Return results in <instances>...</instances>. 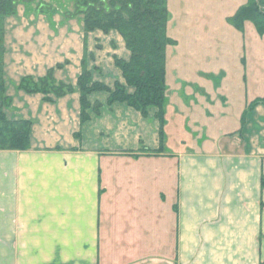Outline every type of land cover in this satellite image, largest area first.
Wrapping results in <instances>:
<instances>
[{"label":"crops","instance_id":"crops-1","mask_svg":"<svg viewBox=\"0 0 264 264\" xmlns=\"http://www.w3.org/2000/svg\"><path fill=\"white\" fill-rule=\"evenodd\" d=\"M84 47L93 80L124 83L114 57L129 52L117 32L85 35L81 17L64 12L5 19V113L31 122V144L0 150V264H264V102L236 113L218 104L220 123L245 111L244 122L203 127L211 132L196 147L182 94H168L160 129L156 109L108 105L106 92L88 96L81 122L77 91L47 102L18 89L50 69L75 87Z\"/></svg>","mask_w":264,"mask_h":264},{"label":"trees","instance_id":"trees-1","mask_svg":"<svg viewBox=\"0 0 264 264\" xmlns=\"http://www.w3.org/2000/svg\"><path fill=\"white\" fill-rule=\"evenodd\" d=\"M166 2L167 0H73L74 11L66 13V16H80L85 35L99 30L103 33L115 31L121 36L129 58L124 60L114 57V64L120 70L124 83L115 82L110 88L93 80L92 71L88 68V62L93 56L84 47L81 72L75 87L57 82L50 69L45 76L36 80L29 76L21 78L18 89L27 94H42L47 102L77 91L81 122L90 118L88 96L94 92H106L108 105L124 103L144 117L151 109H156L155 116L161 129L165 123L166 49L177 43L167 33L170 15ZM17 6L16 0H0V150H27L31 144V122L9 119L5 113L11 99L6 94L3 76L4 23L7 17L16 13ZM230 21L238 30L243 29L244 23H250L257 34L263 36L264 0H248L246 5L237 9ZM260 102H264V96L253 99L247 110L254 109ZM244 120L245 111L241 115V123Z\"/></svg>","mask_w":264,"mask_h":264},{"label":"rangeland","instance_id":"rangeland-1","mask_svg":"<svg viewBox=\"0 0 264 264\" xmlns=\"http://www.w3.org/2000/svg\"><path fill=\"white\" fill-rule=\"evenodd\" d=\"M16 1L19 11L64 12L65 16L74 11L73 0ZM247 2L248 0L166 2L170 15L167 33L177 42L175 46L166 49V101L168 102V94L184 96L185 104L179 99L185 118L189 120V125L185 124L184 128L189 137L193 136L192 141L196 147H200L211 132H206L203 127L210 125L211 129L218 126L212 134L224 128H239L241 115H236V120L231 115H225L230 123L218 121L224 118V115L219 114L218 104H226L227 108L234 106L233 113H236L242 108L247 110L254 95H264V35L259 36L250 23H244L243 29L238 30L230 21L237 9ZM186 107L188 110H185ZM214 122L218 124L215 126ZM193 128L197 130L195 133ZM163 212L167 214L165 208ZM155 213L147 211V217H153ZM145 245L148 252L155 250L154 243ZM140 246L142 248L144 244ZM169 249L172 253V248Z\"/></svg>","mask_w":264,"mask_h":264}]
</instances>
